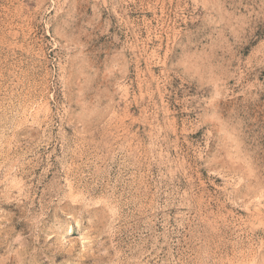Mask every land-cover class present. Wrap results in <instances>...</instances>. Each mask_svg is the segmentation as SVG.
Instances as JSON below:
<instances>
[{
    "label": "rangeland",
    "instance_id": "obj_1",
    "mask_svg": "<svg viewBox=\"0 0 264 264\" xmlns=\"http://www.w3.org/2000/svg\"><path fill=\"white\" fill-rule=\"evenodd\" d=\"M0 264H264V0H0Z\"/></svg>",
    "mask_w": 264,
    "mask_h": 264
}]
</instances>
